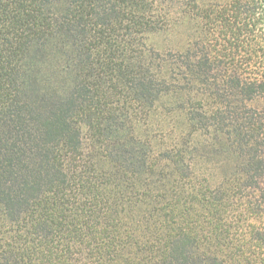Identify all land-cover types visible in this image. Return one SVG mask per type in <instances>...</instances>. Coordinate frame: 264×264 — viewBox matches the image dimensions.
I'll return each instance as SVG.
<instances>
[{
    "label": "trees",
    "instance_id": "1",
    "mask_svg": "<svg viewBox=\"0 0 264 264\" xmlns=\"http://www.w3.org/2000/svg\"><path fill=\"white\" fill-rule=\"evenodd\" d=\"M0 264H264V0H0Z\"/></svg>",
    "mask_w": 264,
    "mask_h": 264
},
{
    "label": "rangeland",
    "instance_id": "2",
    "mask_svg": "<svg viewBox=\"0 0 264 264\" xmlns=\"http://www.w3.org/2000/svg\"><path fill=\"white\" fill-rule=\"evenodd\" d=\"M177 38L166 32H159L151 35L150 42L158 48H164L177 42ZM118 95L114 93V100L118 99ZM125 97H122V101L119 106L125 104ZM130 108V112L137 113L139 116L134 119L137 121L139 128H144L143 123L149 125L147 135L155 137L157 141L156 145L161 146L162 149L172 148L174 145L173 139L180 137L187 138V132L189 130V121L185 111L175 110V101L172 97H165L161 99L157 104L156 108L158 111L156 113L151 112L147 106L141 108V103L138 101H131L127 104ZM133 106H135L133 108ZM145 113H149L150 117L145 121ZM144 124V125H145ZM144 130L141 129V135H145ZM162 140L159 141V139ZM194 137V135L192 136ZM164 143V145H163Z\"/></svg>",
    "mask_w": 264,
    "mask_h": 264
}]
</instances>
